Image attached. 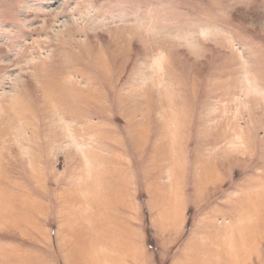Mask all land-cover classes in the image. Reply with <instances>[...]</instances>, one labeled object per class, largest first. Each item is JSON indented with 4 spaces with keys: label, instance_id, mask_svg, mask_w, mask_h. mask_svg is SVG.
<instances>
[{
    "label": "rangeland",
    "instance_id": "1",
    "mask_svg": "<svg viewBox=\"0 0 264 264\" xmlns=\"http://www.w3.org/2000/svg\"><path fill=\"white\" fill-rule=\"evenodd\" d=\"M2 132L0 194L23 189L43 208L0 222V264H74L68 233L92 219L138 225L153 264L195 232L211 259L230 194L264 182V0H0ZM204 162L218 173L207 185ZM257 246L245 264H264Z\"/></svg>",
    "mask_w": 264,
    "mask_h": 264
},
{
    "label": "bare ground",
    "instance_id": "2",
    "mask_svg": "<svg viewBox=\"0 0 264 264\" xmlns=\"http://www.w3.org/2000/svg\"><path fill=\"white\" fill-rule=\"evenodd\" d=\"M163 59H164V57H163ZM92 89H94V90H92ZM92 89H91L92 91H95V89H98V88L93 86ZM99 127L100 126H96L94 124L86 125L85 129L81 130L80 132L83 134L85 132L86 135L88 134V136L90 135V137H91V135L94 134L95 129L97 130V128H99ZM7 130H10V129H7ZM96 136L98 138L100 137L103 140L107 139V141H108V139H113V138H111L112 136L107 135V134H105V135H97L96 134ZM218 137H219V135H218ZM9 138H11V134H7V132L5 133V135L3 134V132L0 133V147L1 148H3V146L6 144V141H8ZM115 141H117V140H115ZM1 151H2V149H0V165H4V156L2 155ZM91 155H93V154L91 153ZM120 156H121V154H117V153L112 154L113 159L120 158ZM111 161H113V160L111 159ZM205 167H207V164L204 162L202 164L201 172L203 174H205V178L207 179V182H206V185H207L209 182H212V180L215 179V177L217 176L218 173L216 171H213V170L207 171ZM3 168L4 167H2V166L0 167V178H1V171L3 170ZM205 178H202L200 181L204 180ZM256 179H263L264 180V174L261 177L256 178ZM1 183L2 182H0V184ZM1 186H3V185H1ZM155 190L160 191L161 186H159V187L156 186ZM242 192H243V194H242ZM239 193L240 194H238V192L230 194L231 197L236 198L239 201L236 204H235V202L232 203V207H230V209H231V226H229V228L227 229V233L225 232L224 241L222 243H219V240H220L219 235L216 236L215 239H214V237H212V238L208 237V239H209L208 242L212 246V249H210L211 248L210 247L209 248L210 250L208 251L210 256L212 257L209 260L210 264H245L247 258L257 251L258 242L260 240H264V182L261 183V181H260L259 183H257L256 187H249V188L245 187ZM242 195L245 196V198ZM60 196H63V193H60ZM16 199H19V202H20L19 208H17L15 203H14V201ZM77 200L79 202H81L82 204L85 202L82 200V198L80 200L79 199H77ZM68 202H69V200H68ZM0 205L3 207V209H2L3 214L1 215V213H0V222H3L5 224H9V225H13V226H14V224L19 225V224H22L25 222L30 224L34 219L33 215L37 214V216H38V213L40 214L42 212V208H43L42 204L40 203L39 200H36L32 196H29L23 189L20 192L6 191L3 194L1 193L0 194ZM87 206H88L87 203H85L84 206L82 207V208L86 207V210L85 211L83 210V212L81 213L82 215H86L85 212H87V209H88ZM167 206L170 207L169 213H167V210H166L163 215L161 214L160 219L165 221V222L170 223L173 221V219H170V217H172V215L170 214V211L173 209L172 208L173 203H168ZM215 209H217V208H215ZM216 213L219 214L220 211L216 210ZM81 217H83V216H81ZM69 219H71V218L69 217ZM87 221H84V220L81 221L80 230H78V228H77V226L80 225V224H78L79 220H76V223H75V221L73 222V228L68 233L69 237L67 238V243L72 242V241L74 243V241L76 239L80 238V240H81L83 237H89L90 235L93 236L94 231H92V233H91V226H92L91 221L92 220H89L88 222ZM69 222L70 221H68V219L65 218L64 224H63L64 228L68 225L67 223H69ZM211 222H212L211 225H213V227H215L214 221L211 220ZM85 224H87L88 227H86ZM101 234H102V232H101ZM101 234H99L98 236H93V239H94L93 243L96 244L97 248H95V247L91 248L90 247L92 252H94L96 254H98L104 246L109 245L108 242L106 243L105 240L102 238L103 235L101 236ZM65 242H66V239H65ZM86 244H87V246H90L88 243H86ZM215 245H217V247ZM213 246H215V247H213ZM99 248H100V250H99ZM72 254L74 255V253H72ZM9 257H14V255L9 254ZM244 258H246V259H244Z\"/></svg>",
    "mask_w": 264,
    "mask_h": 264
},
{
    "label": "crops",
    "instance_id": "3",
    "mask_svg": "<svg viewBox=\"0 0 264 264\" xmlns=\"http://www.w3.org/2000/svg\"><path fill=\"white\" fill-rule=\"evenodd\" d=\"M111 205H109L110 207ZM107 207V206H106ZM126 209H135L134 203L131 202H125ZM158 207V206H157ZM113 208V207H111ZM159 210V213L161 212L162 208H157ZM107 210V209H106ZM91 221L92 225H96L97 228L100 231V234L102 238L105 240V242H108V246H104L98 254L92 252L90 247L97 248L96 244L93 243L94 239L93 236L90 235L89 237H83L81 240L76 239L74 241V255L70 252L67 253L68 258L74 259V264H153V261L151 258L146 257V254H148V249L144 248L143 246V229L140 228L138 225L124 224L123 222L120 225H117V227H121V233L118 234L114 230L106 229L107 220H94ZM159 224V228L162 232H165V230L173 229L174 225H171L168 222H157ZM172 223V222H171ZM99 225L101 227H99ZM205 226V224H202ZM104 226V227H103ZM114 226V225H113ZM169 226V228L167 227ZM209 226V225H208ZM112 227V226H111ZM124 227L126 229L124 230ZM161 227H164L161 228ZM206 227V226H205ZM102 228H104L102 230ZM204 229V228H202ZM133 232V233H132ZM131 233V235H130ZM197 232H195L192 235H189L187 240H185L183 251L180 253L175 259L172 261L171 264H210L209 256L207 255L206 258L201 257L199 254L195 255L194 251L197 249L200 250V252L204 249H202L203 244L207 243L205 241H202V237H199L197 239ZM170 241V240H166ZM172 241V240H171ZM175 242V241H172ZM170 242V243H172ZM88 243L90 246H87ZM93 244V245H92ZM95 244V245H94ZM215 247V246H213ZM209 249V248H208ZM212 249V247L210 248ZM70 251V247H69ZM95 254V255H94ZM67 258V261H68ZM71 264V262H68Z\"/></svg>",
    "mask_w": 264,
    "mask_h": 264
}]
</instances>
